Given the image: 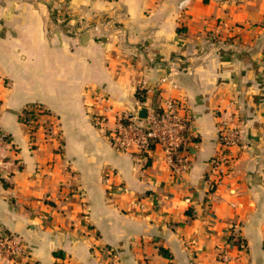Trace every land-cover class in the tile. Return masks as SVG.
Segmentation results:
<instances>
[{"label": "crops", "instance_id": "obj_1", "mask_svg": "<svg viewBox=\"0 0 264 264\" xmlns=\"http://www.w3.org/2000/svg\"><path fill=\"white\" fill-rule=\"evenodd\" d=\"M180 1L0 0V128L19 164L0 169V224L23 241L15 264H264V0ZM139 93L184 103L183 175L158 147L109 144ZM31 106L45 111L35 127L21 122ZM228 116L242 132L223 147Z\"/></svg>", "mask_w": 264, "mask_h": 264}, {"label": "built area", "instance_id": "obj_2", "mask_svg": "<svg viewBox=\"0 0 264 264\" xmlns=\"http://www.w3.org/2000/svg\"><path fill=\"white\" fill-rule=\"evenodd\" d=\"M187 0H181L179 7L183 8ZM170 76L164 77L160 83L170 82ZM140 95V93H139ZM143 96L140 95L136 110L133 113L116 114L113 128L108 129L106 137L111 147L118 152H134L140 155L147 154L154 147H158L169 167L178 175H183L190 167L188 145L192 138L191 120L186 113L181 100L166 98L159 105L144 106ZM145 107L146 116L140 119L138 110ZM45 116L40 106H31L21 113L22 124L35 127L39 119ZM101 126L105 118H94ZM233 117H225L219 123V138L221 146L228 147L241 135ZM55 136L58 138L57 133ZM12 142L7 132L0 128V169L6 175L12 174L19 166L11 160ZM215 162V160H213ZM232 241L243 248V241L239 235H233ZM24 244L20 236L7 232L0 224V261L5 264H15L24 256Z\"/></svg>", "mask_w": 264, "mask_h": 264}, {"label": "trees", "instance_id": "obj_3", "mask_svg": "<svg viewBox=\"0 0 264 264\" xmlns=\"http://www.w3.org/2000/svg\"><path fill=\"white\" fill-rule=\"evenodd\" d=\"M137 96H139V95L137 94ZM21 121H23V118H21ZM262 247L264 249V241H263ZM159 253L165 258H169L168 252L166 250H164L163 248H159Z\"/></svg>", "mask_w": 264, "mask_h": 264}, {"label": "water", "instance_id": "obj_4", "mask_svg": "<svg viewBox=\"0 0 264 264\" xmlns=\"http://www.w3.org/2000/svg\"><path fill=\"white\" fill-rule=\"evenodd\" d=\"M137 116L140 119H144L145 116H146V109L145 108H141L140 110H138Z\"/></svg>", "mask_w": 264, "mask_h": 264}]
</instances>
